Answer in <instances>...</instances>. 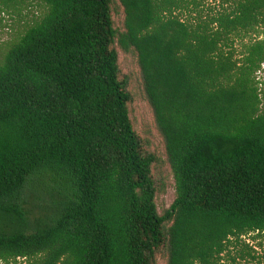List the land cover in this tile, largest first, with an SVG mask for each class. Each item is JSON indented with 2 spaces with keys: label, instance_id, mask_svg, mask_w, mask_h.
<instances>
[{
  "label": "trees",
  "instance_id": "obj_1",
  "mask_svg": "<svg viewBox=\"0 0 264 264\" xmlns=\"http://www.w3.org/2000/svg\"><path fill=\"white\" fill-rule=\"evenodd\" d=\"M118 1L124 31L116 0H0V25L45 9L0 59V264H264V0ZM116 43L165 141L163 216Z\"/></svg>",
  "mask_w": 264,
  "mask_h": 264
},
{
  "label": "rangeland",
  "instance_id": "obj_2",
  "mask_svg": "<svg viewBox=\"0 0 264 264\" xmlns=\"http://www.w3.org/2000/svg\"><path fill=\"white\" fill-rule=\"evenodd\" d=\"M44 12L43 7L34 4L21 16H2L5 20L0 25V59L8 44L17 39L27 26L40 18ZM113 20L116 29L124 31L125 14L118 0L113 8ZM113 48L119 57V79L127 85L126 90L131 96L128 108L133 128L141 142L142 152L144 155L151 154L156 158V163L152 166V179L157 189L158 211L163 216L172 207L176 198L175 180L168 162L165 141L159 132L154 111L146 97L137 55L134 52L123 51L117 43ZM241 50H238V58H240ZM252 77L264 105V63ZM157 263H167V254L164 250L158 253Z\"/></svg>",
  "mask_w": 264,
  "mask_h": 264
}]
</instances>
